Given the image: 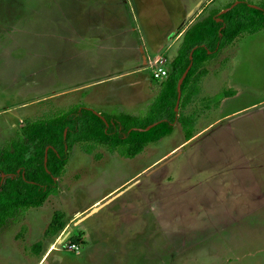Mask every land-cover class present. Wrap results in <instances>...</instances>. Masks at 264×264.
<instances>
[{"label": "rangeland", "instance_id": "374dc122", "mask_svg": "<svg viewBox=\"0 0 264 264\" xmlns=\"http://www.w3.org/2000/svg\"><path fill=\"white\" fill-rule=\"evenodd\" d=\"M235 1L0 0V113L34 97L42 102L0 114V149L18 135L9 125L22 115L29 124L77 105L80 94L67 103L55 95L83 81V72L60 63L90 37L88 43L126 40L119 10L132 15L136 32L128 40L166 46ZM215 58L204 66L196 104L182 111L194 113L195 132L211 125L196 142H185L176 122L171 135L133 158L98 146L95 159L75 145L59 193L0 230V264H264V29L238 37ZM115 70L107 65L106 72ZM18 75L25 80L20 98ZM112 86L86 90L84 102L99 106L115 94ZM214 155L231 161L212 163ZM216 174L232 180L217 186ZM55 212L63 226L46 234Z\"/></svg>", "mask_w": 264, "mask_h": 264}, {"label": "trees", "instance_id": "16d2710c", "mask_svg": "<svg viewBox=\"0 0 264 264\" xmlns=\"http://www.w3.org/2000/svg\"><path fill=\"white\" fill-rule=\"evenodd\" d=\"M263 29L264 4L237 0L222 10L211 11L184 33L171 71L141 115L118 110L99 113L83 105H73L57 115L27 124L0 149V230L59 193L58 180L75 145L95 159L101 158L99 153H94L98 146L124 158H133L149 144L169 136L176 122L185 140H190L194 135L195 115H185L182 111L196 100L199 83L207 74L204 64L238 37ZM190 63L180 88L179 112H175L177 83ZM152 124L155 125L146 130ZM60 217L59 212L54 213L46 234L62 228Z\"/></svg>", "mask_w": 264, "mask_h": 264}, {"label": "crops", "instance_id": "0c3cea01", "mask_svg": "<svg viewBox=\"0 0 264 264\" xmlns=\"http://www.w3.org/2000/svg\"><path fill=\"white\" fill-rule=\"evenodd\" d=\"M118 12L120 13V16L123 18V20H127L124 29L120 35L121 38L125 37L126 40L118 42L94 41L93 43H88L89 40H91L90 37L89 40L85 39L87 41L84 40L79 42L78 44H82L81 51L75 54L74 57L70 56L63 60L60 63V67L62 68L65 65L71 63L76 64L77 70L83 72V81L81 80L80 82L75 83L74 86H72L71 88L63 89L59 94H56L55 96H60L61 101H64L66 103L69 102L70 98L67 96H69V94L76 93V96H79V94L82 95L79 96L76 101L74 100L75 104L77 105H86L85 107L90 108L92 110L96 109V111L99 113L110 112L112 110H118L119 112L123 113L124 111H129L133 116H135L134 114H137L139 110L145 108L152 100H154V97H156V94L160 89V83L167 78L168 73L171 71V63L178 54L179 43L181 42L180 39L183 38V36L179 37V39L172 40V42L166 44V46L163 44L162 41L151 45H143L141 41L135 44L132 39L128 40V37L130 38V34L136 32V29L132 26L133 19L130 11L125 9L123 10V13L120 10ZM109 16L117 15L113 14ZM96 24L99 25V21H97ZM175 27L176 26L174 25L173 29ZM120 37L119 39H121ZM134 57H137V59H133ZM216 60L217 59L215 58L211 61L206 62L204 66H208L209 69V64H213L214 62H216ZM107 65L115 67L116 70L112 73L106 72ZM99 69H102L103 71L105 70L104 74L101 76L95 73ZM43 70L44 71L39 70V72L37 73L36 71H29V73H32L29 74L28 79H32L34 76L37 77L39 74H43L46 69ZM158 70L166 71L167 76L161 79H155L153 75ZM66 72L67 71L61 72L60 78L61 80H64V82L68 77ZM15 79L19 87L20 93L18 96L20 98L21 96L25 95V90H23L25 80L22 76L16 77ZM153 82H156V84L154 85ZM105 84L113 85V91H110V93L114 92L115 94L110 96H103V100H100L102 102L100 103L101 106H96L92 103H85L87 99L84 96L83 92ZM117 91L120 94H117ZM122 91L124 92L122 93ZM111 97L114 100L110 99ZM35 98L36 97L32 98L31 102H21L15 107H12L11 109L4 108V112L13 113L17 110H25L31 106L36 105L37 103H42L41 101H36ZM71 101L73 100L71 99ZM195 104L196 102L193 103V105ZM4 112H1L0 114L4 116ZM22 116L16 119V121H18L17 123L11 122L9 125V129H18V134L21 133L23 128L28 124H25V120ZM176 125L178 124H175V126ZM209 127H211V125L201 129L199 132L194 131L193 137L188 141H190L191 143L196 142V138H199L200 134ZM229 158L230 157L228 156L219 157L217 155H214L212 156V158H210L209 161L212 163H229L231 161ZM221 167L222 166L220 165L217 166V168ZM221 170L222 169H219L218 172ZM255 172L257 171L255 170ZM214 179L216 181L215 184L217 186H219L220 184L223 187L227 185V181L231 178L225 175L218 176L216 174ZM234 181L235 183L237 182V180ZM210 188L211 184L209 185V188L207 190H209ZM99 206L93 207L92 210H90L88 213H95V211L98 210Z\"/></svg>", "mask_w": 264, "mask_h": 264}, {"label": "water", "instance_id": "95a60500", "mask_svg": "<svg viewBox=\"0 0 264 264\" xmlns=\"http://www.w3.org/2000/svg\"><path fill=\"white\" fill-rule=\"evenodd\" d=\"M234 6V5H232ZM189 59L191 60L192 59V53L190 54V57ZM191 65L192 63L189 64V66L187 67V69L184 71V73L182 74V76L180 77L178 83H177V92H178V95H177V102H176V106L174 108L175 112H177L179 110V103H180V100H181V91H180V88H181V85L188 73V71L190 70L191 68ZM155 124H152L150 125L149 127L146 128V130H148L149 128L153 127Z\"/></svg>", "mask_w": 264, "mask_h": 264}, {"label": "built area", "instance_id": "2783aa9c", "mask_svg": "<svg viewBox=\"0 0 264 264\" xmlns=\"http://www.w3.org/2000/svg\"><path fill=\"white\" fill-rule=\"evenodd\" d=\"M153 76H154L155 79H161V78L167 76V72L163 71V70H158L157 72L154 73Z\"/></svg>", "mask_w": 264, "mask_h": 264}]
</instances>
